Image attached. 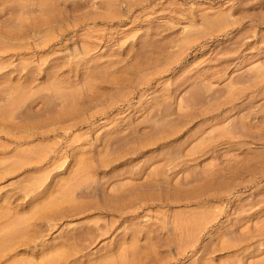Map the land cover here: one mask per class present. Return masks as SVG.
Listing matches in <instances>:
<instances>
[{
  "label": "rangeland",
  "instance_id": "rangeland-1",
  "mask_svg": "<svg viewBox=\"0 0 264 264\" xmlns=\"http://www.w3.org/2000/svg\"><path fill=\"white\" fill-rule=\"evenodd\" d=\"M0 207V264H264V0H0Z\"/></svg>",
  "mask_w": 264,
  "mask_h": 264
},
{
  "label": "bare ground",
  "instance_id": "bare-ground-1",
  "mask_svg": "<svg viewBox=\"0 0 264 264\" xmlns=\"http://www.w3.org/2000/svg\"><path fill=\"white\" fill-rule=\"evenodd\" d=\"M171 131H174V130H171ZM168 134H174V132H173V133H168ZM169 136H170V135H169ZM171 136H172V135H171ZM21 155H23V154H21ZM28 155H29V154H28ZM19 156H20V155H19ZM20 157H21V156H20ZM23 157H24V158H27V157H25V156H23ZM28 157H30V156H28ZM32 158L35 159L36 157H32ZM37 160H38V159H37ZM113 161H114V160H113ZM113 161H112V162H113ZM81 168H83V167H81ZM79 169H80V168H79ZM83 169H84V168H83ZM72 175H73V174H71V175H69V176L72 177ZM75 176H76V175H75ZM79 176H80V175H79ZM83 176H86V175H83ZM73 177H74V176H73ZM81 177H82V176H81ZM75 178L77 179L78 177H74V179H75ZM82 178H86V179H87L88 176H87V177H82ZM61 179H62V178H61ZM68 179H69V178H68ZM74 179H73V180H74ZM63 180H65V179H63ZM63 180H62V181H63ZM66 180H67V179H66ZM66 180H65V181H66ZM71 180H72V179H71ZM71 180H70V181H71ZM73 180H72V182H73ZM79 180H80V182H79V181H76V182H78V183L80 184V183H81V178H80ZM82 180H83V179H82ZM70 181H69V185L71 184ZM56 183H57V182H56ZM58 183H59V187H62V185L60 186V182H58ZM65 183H68V180H67ZM83 183H84V182H83ZM83 183H81L80 185H82ZM61 184H63V182H62ZM74 184H75V182H73V184L70 185L69 190H71V191H68V189H67V188L69 187V185H68V187H67V186L65 187L66 190H65L64 187H63V188H59V189H60V193H59V191L57 192V193H58V194H57L58 197L55 196L56 193L54 194V192H53V193H52L53 195H52L51 192H49L50 195H49V194H48V195H49L50 198L47 196L48 199L45 200L47 197L45 198L46 195L43 193V195H45V196L41 195V197H44V199L41 198L42 201L44 200L43 202L38 203L39 201H37V204H31L33 207H34V206H35V207L33 208V210H32V207L29 209V210H30L29 213H31V215H30V214L28 215V216L30 217V219H29V217H27L28 220H27V218H26L27 222H29V220H31V219H33V218H34V220H35V218H38V219H40V218H44V220H45V218H48V217L50 216V214H53V215L55 214L54 217L56 218V215L59 214L60 209L63 210L62 208H64V206L67 205V202H68V201H67V197H68V199H69V198L72 199V201L69 199V200H70V201H69L70 204H69V202H68V204L72 206V204H74V201H73V200H74V199H73L74 197H73V194H70V192H72V189L75 188V185H74ZM79 184H78V185H79ZM45 185H48V184L46 183ZM45 185H44V186H45ZM63 185H64V184H63ZM72 185H73L74 187H73ZM76 185H77V183H76ZM64 186H65V185H64ZM46 187H47V186H46ZM71 187H73V188L71 189ZM79 187H80V186H78V188H79ZM49 189H50V188H49ZM49 189H48V190H49ZM56 189H57V188H56ZM59 189H57V190H59ZM61 189H64V191H62ZM51 190L53 191V189H51ZM57 190H56V191H57ZM49 191H50V190H49ZM73 191H74V190H73ZM37 192H39V191H37ZM61 192H64V193L61 194ZM68 192H69V193H68ZM35 193H36V192H35ZM47 193H48V192H46V194H47ZM59 194H61V195H59ZM66 194H68L69 196L72 195L73 198H72V197H69V196L66 195ZM126 195H128V193H127ZM35 196H36V195H35ZM51 196H52V197H51ZM120 196H122V195H120ZM120 196H119V197H120ZM53 197H54V198H53ZM115 197H116V196H115ZM123 197H125V196H123ZM35 198H37V197H35ZM38 198H40V196H39ZM38 198H37V200H38ZM106 198H108V197H106ZM106 198H104V199H106ZM130 198H131V197H130ZM32 199H33V198H32ZM108 199H110V198H108ZM108 199H107V201L109 202ZM35 200H36V199H35ZM110 200H111V199H110ZM112 200H113V198H112ZM114 200H116V202H117L118 199L114 198ZM76 201H77V200H76ZM76 201H75V203H76ZM102 201H103L104 205L107 204V203H105V202H107V201H104V200H102ZM129 201H130V200H129ZM33 202L35 203V201H33ZM63 202H65V203H63ZM71 202H72V203H71ZM88 202H91V201H87V204H88ZM122 202H124V201H122ZM131 202H132V201H131ZM62 203L64 204L63 206H62ZM113 203H114V202H113ZM117 203H118V202H117ZM129 203H130V202H129ZM76 204L80 205V204H79V201H78ZM119 204H122V203L119 202ZM126 204H128V203H126ZM1 205H2V204H1ZM92 205H94V204H92ZM92 205H91V206L89 205V206L92 208ZM96 205H97V204H96ZM108 205L111 206V203L108 204ZM117 205H118V204H117ZM123 205H124V204H123ZM128 205H131V203L128 204ZM61 206H62V207H61ZM67 206H68V205H67ZM75 206H76V205H75ZM81 206H83V205H81ZM119 206H121V205H119ZM119 206H118V207H119ZM1 207H2V206H1ZM1 207H0V219H2V217L4 216L3 213L5 212V214H6V213H7L6 210H9V208L6 209L5 207H3V208L6 209V210H5V209H3V208H1ZM6 207H7V206H6ZM79 207H80V206H78L77 208H79ZM93 207H94V206H93ZM115 207H116V206H115ZM122 207L124 208V206H122ZM126 207H127V205H126ZM73 208H75V207L73 206V207H70V208H68V209H73ZM84 208H85V210L87 209L86 206H84ZM105 208H106V206H105ZM66 209H67V208H66ZM93 209H94V208H93ZM96 209H97V208H96ZM98 209H99V208H98ZM1 210H3L4 212H1ZM31 210H32V212H31ZM76 210H77V209H76ZM76 210H75V211H76ZM79 210H80V209H79ZM79 210H78V211H79ZM82 210H83V209H82ZM78 211H77V213H79ZM106 211H107V210H106ZM117 211H118V210H117ZM121 211H122V210H121ZM10 212H11V211H10ZM10 212H9V213H10ZM122 212H123V211H122ZM77 213L75 212V214H77ZM119 213H120V212H119ZM7 214H8V213H7ZM7 214H6V215H7ZM8 215H10V214H8ZM12 215H13V214H12ZM26 215H27V214H26ZM26 215L23 216V217H26ZM58 216H59V215H58ZM58 216H57V217H58ZM61 216H62V214H60L59 219H60ZM64 216H65V215H64ZM4 217H5L6 219H8V220L5 222V225H1V224H3V223L0 222V228H3V229H2V234H1V236H0V260H1V257H2V256L4 257V255H6L5 253H1V252H5L6 250H9V249L12 247V245H13V244H11L10 248H8V244H10L11 242L15 244L14 241H18V239L21 238V237H22V239H23V237H24L23 234H24V231H25V230H23V228L28 227V226H26V225H24V224L29 225L28 223H25L26 221L24 220V218H23L22 216H21L22 218L20 217L21 220H20V219H16V220H14L15 218L12 219V217H13V216H12L11 219L14 220V221H12L10 218H7L6 216H4ZM4 217H3V218H4ZM9 217H10V216H9ZM39 217H40V218H39ZM5 218L2 219V220H3V221L6 220ZM16 218H17V217H16ZM51 218H53V217L51 216L50 219H49V218H48V219H49V220H52ZM55 218H54V219H55ZM10 220H11V221H10ZM22 220H24V221H22ZM57 220H58V219H57ZM0 221H1V220H0ZM21 221H22V224H21ZM40 221H42V220L40 219ZM7 222H8V223H7ZM23 222H24V224H23ZM6 223H7V224H6ZM19 224H20L21 228L18 226ZM30 225H31V224H30ZM30 225H29V226H30ZM2 226H4V227H2ZM22 226H25V227H22ZM19 229H21V230L23 231L22 236H21V232H22V231L19 230ZM26 229H27V228H26ZM28 229H29V228H28ZM28 229H27V230H28ZM0 230H1V229H0ZM0 233H1V231H0ZM25 233H26V232H25ZM67 233H68V232H67ZM67 233H66V234H67ZM73 234H74V233H73ZM26 236H27V235H26ZM65 236H66V235H65ZM18 237H19V238H18ZM27 237H28V236H27ZM30 237H31V236H30ZM69 237L71 238V236H69ZM69 237L67 236V238H69ZM61 238H62V237H61ZM64 238H65V237H64ZM67 238H66V239H67ZM72 238H75V237L73 236ZM16 239H17V240H16ZM22 239H21V240H22ZM26 239H28V238H26ZM57 240H59V239H57ZM64 240H65V239H64ZM64 240H63V238L61 239V241H64ZM67 240H69V239H67ZM70 240H71V239H70ZM70 240H69V241H70ZM61 241L59 240V241H58V244H55V245H57L58 248H61V246H58V245L60 244L59 242H61ZM71 241H72V240H71ZM18 242H19V241H18ZM54 242H55V241H54ZM64 242H65V241H64ZM72 242H73V241H72ZM16 243H17V242H16ZM61 244H63V243L61 242ZM61 244H60V245H61ZM68 246H69V245H68ZM5 247H7V248L5 249ZM132 247H133L132 249H133V251H134V246H132ZM64 248H65V247H62L61 250H62V249L64 250ZM69 248H71V247H69ZM135 248L137 249V247H135ZM4 249H5V250H4ZM11 249H13V248H11ZM52 249H53V248H52ZM71 249H72V248H71ZM71 249L69 250V252L71 251ZM132 249H129V250L132 251ZM2 250H4V251H2ZM66 250H67V249H66ZM66 250L63 251V252H62V251L57 252L56 250L54 251V249H53L54 254L56 255V253H57V258H56L55 255L53 254L54 256H53V255H52V256H53L54 258H52V257L49 258V257H48V258H49V259H48L47 256H46L47 259H46V258H45V259L43 258L42 261H44V260L48 261V260H49L51 264H52V262H53V263H57L56 260H58V258H60L61 256L63 257V254H64V252H66ZM129 250H128V251H129ZM10 251H12V250H9V252H10ZM122 251H124V250H122ZM74 252H76V251H74ZM129 252H130V251H129ZM129 252H128V253H129ZM135 252H136V251H135ZM121 253H122V252H121ZM121 253H120V254H121ZM124 253L126 254V251H125ZM128 253H127V254H128ZM132 253H133V252H132ZM132 253H131V256H132ZM1 254H2V255H1ZM9 254H10V253H9ZM9 254H8V255H9ZM58 254L60 255V257H58ZM61 254H62V255H61ZM65 254H67V252H66ZM70 254H71V253H70ZM120 254H119V256H120ZM133 254H134V253H133ZM135 254H136V253H135ZM8 255H6V256H8ZM67 255H68V254H67ZM121 255H122V254H121ZM9 256H10V255H9ZM50 256H51V255H50ZM65 256H66V255H65ZM65 256H64V257H65ZM71 256H73V255H71ZM119 256H118L117 258H119ZM128 256H130V254H128ZM133 256H134V255H133ZM64 257H63V258H64ZM66 257H69V256H66ZM123 257H124V260H123L122 262H124L125 259H126L125 256H122V258H123ZM126 257H127V256H126ZM55 258H56V259H55ZM120 258H121V256H120ZM120 258H119V259H120ZM50 259H53V260H50ZM111 259H112V258H111ZM134 259H135V258H134ZM11 260H12V261H9V263H7V264H20V263H22V262H20V261H22V260H19V259H18L19 261L16 260V259H15V260H14V259H11ZM76 260H77V259H76ZM109 260H110V259H109ZM129 260H130V259H129ZM129 260H128V261H129ZM132 260H133V257H132ZM24 261H25V260H24ZM29 261H30V260H28V264H29ZM46 261H44V262H46ZM49 261H48V263H49ZM117 261H118V259H117ZM126 261H127V259H126ZM133 261H134V260H133ZM25 262H27V260H26ZM30 262H31V261H30ZM44 262H43V263H44ZM106 262H107V261H106ZM43 263H42V264H43ZM50 263H49V264H50ZM59 263H60V262H59ZM108 263H109V262H108ZM129 263H130V262H129ZM26 264H27V263H26ZM33 264H34V262H33ZM35 264H36V263H35ZM37 264H38V263H37ZM44 264H45V263H44ZM46 264H47V263H46ZM109 264H112V263H109ZM115 264H116V263H115ZM117 264H119V262H118ZM124 264H126V263H124ZM127 264H128V263H127Z\"/></svg>",
  "mask_w": 264,
  "mask_h": 264
}]
</instances>
